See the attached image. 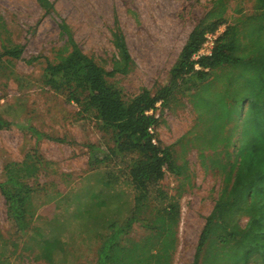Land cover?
Instances as JSON below:
<instances>
[{
    "label": "rangeland",
    "instance_id": "1",
    "mask_svg": "<svg viewBox=\"0 0 264 264\" xmlns=\"http://www.w3.org/2000/svg\"><path fill=\"white\" fill-rule=\"evenodd\" d=\"M50 1L53 8L47 10L39 0H0V49L2 38L24 46L21 58L4 57L0 67V111L11 122L0 130V182L7 178L11 162L28 160L38 169L25 177L36 189L35 215L27 232L17 231L0 189V230L6 237L0 238V264H95L100 235L107 232L108 223L124 219L133 208V188L120 171L124 161L89 162L86 144H104L109 134L99 130L95 116L81 114L75 102L42 83L47 61L71 49L62 23L83 51L108 70L119 57L113 34L123 33L135 65L110 81L125 100L144 89L154 94L169 85L167 102L159 103L153 113L158 117L157 143L171 146L178 163L187 167L186 174L167 171L160 181L169 201L179 200L181 207L175 246L165 248L160 239L149 238L150 229L140 222L123 237L129 245L139 242L140 253L154 247L150 264H194L202 230L226 185L224 166L235 160L247 102L240 100L245 94H238L232 84L237 71L230 66L217 68L207 78L197 75L188 83L172 80L170 71L191 31L208 15V23L226 21L218 26L224 30L236 23L249 50L251 26L262 21L256 18L263 13L260 1ZM112 176L114 184H107ZM94 194L102 206L93 205ZM88 207L94 208L92 217L82 214ZM230 219L242 231L249 216L239 210ZM214 237L205 244L199 264H231L227 248ZM55 239L60 242L49 263L44 241ZM248 264L264 260L254 255Z\"/></svg>",
    "mask_w": 264,
    "mask_h": 264
},
{
    "label": "trees",
    "instance_id": "2",
    "mask_svg": "<svg viewBox=\"0 0 264 264\" xmlns=\"http://www.w3.org/2000/svg\"><path fill=\"white\" fill-rule=\"evenodd\" d=\"M259 1L263 13L256 18L262 17V21L251 26L249 50L239 36L238 25L228 24L217 40L213 54L202 57L198 62L193 60L192 56L200 48L205 33L226 22L208 23V15L191 31L170 71L172 80L181 79L188 83L197 75L207 78L217 68L230 66L237 71L232 84L237 85L238 94H245L240 100L247 102L235 160L230 167L228 164L224 166L226 185L202 230L194 264H199L201 252L213 236L227 248L231 264H248L254 255L264 260V0ZM39 2L47 10L53 8L50 0ZM61 27L70 39L71 49L67 54L47 61L42 83L63 94L68 102H75L81 114L96 117L99 130L109 134V139L104 144H86L89 162L95 165L114 159L123 160L125 166L120 167V171L126 175L125 180L134 191L131 213L122 220L112 219L107 232L100 235L95 264H150L154 247L149 251L147 247L143 248V253H151L144 256L138 252L139 242L129 245L128 238L124 242L123 236L127 237L132 226L140 222L150 229L149 238L160 239L165 248H173L175 244L181 207L179 200L169 201L168 192L161 187L160 181L167 171L175 175L186 174L187 167L178 163L171 146L163 147L154 141L157 139L154 129L158 117L155 113H148L154 111L159 103L167 102L170 87L164 86L154 94L144 89L132 100H125L121 89L110 81V77L118 73H129L135 65L123 33L115 31L113 34L119 57L115 59L113 68L108 70L83 51L66 23ZM23 53L22 44L2 38L0 67L4 57L18 59ZM196 63L200 64V69L195 67ZM10 125L11 122L0 111V130ZM37 170V165L28 160L11 162L6 166L7 178L0 182L7 202V214L21 233L30 229L35 215L32 199L36 189L25 177L35 175ZM110 179L107 184L113 185V176ZM91 198L93 205H103L98 194ZM239 210L249 216L242 231L230 219ZM93 212L94 208L88 207L82 214L92 217ZM118 212L121 213V209ZM0 238L6 239L1 230ZM59 242L56 239L44 241V256L49 263L53 262L52 253Z\"/></svg>",
    "mask_w": 264,
    "mask_h": 264
},
{
    "label": "built area",
    "instance_id": "3",
    "mask_svg": "<svg viewBox=\"0 0 264 264\" xmlns=\"http://www.w3.org/2000/svg\"><path fill=\"white\" fill-rule=\"evenodd\" d=\"M224 28L225 27H218L216 30L214 31H207L204 35V40L200 46V48L198 49V51H196L193 56L192 59L195 60L196 62L199 61V59H201L204 56H210L213 54L214 48L216 46L217 40L220 38V36L224 33ZM195 67L197 69H200L201 66L199 63L195 64ZM148 113H153V110L148 111ZM150 130L153 132L154 130H152V128H150ZM154 141L156 142V140L154 139Z\"/></svg>",
    "mask_w": 264,
    "mask_h": 264
}]
</instances>
